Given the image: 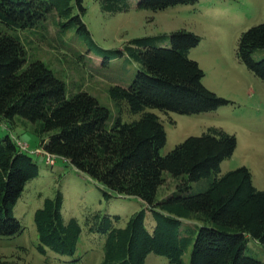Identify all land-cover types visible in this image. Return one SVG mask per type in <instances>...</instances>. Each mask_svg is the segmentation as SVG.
Returning <instances> with one entry per match:
<instances>
[{"label": "trees", "instance_id": "trees-1", "mask_svg": "<svg viewBox=\"0 0 264 264\" xmlns=\"http://www.w3.org/2000/svg\"><path fill=\"white\" fill-rule=\"evenodd\" d=\"M198 1L99 0L112 14L129 11L134 3L160 11ZM51 12L67 19L59 21L63 26L78 24L92 48L107 51L97 46L83 20L84 0H0V121L12 124L19 117L35 123L45 153L104 186L107 197L144 202L124 227L117 225L119 215L89 214L87 230L105 237L101 264H147L150 253L166 257L169 264H264L247 254L250 238L264 245V190L255 187L247 166L221 173V163L237 147L236 136L212 126L161 153L167 132L150 109L197 114L230 103L203 83L204 70L189 57L201 37L179 29L136 37L111 50L113 58L135 63L137 72L129 84L110 86L118 109L110 123L107 106L87 91L68 95L65 81L45 62L28 61L21 37L12 33L35 27ZM258 50H264V19L241 34L237 49L240 61L264 80V58L254 59ZM124 111L139 116L126 121ZM17 140L10 133L0 138V237L23 232L14 209L26 184L40 174L33 153L22 150ZM166 174L175 190L158 198ZM202 180L205 189L195 192L192 184ZM63 205L59 192L35 211L38 250L44 255L53 251L74 257L77 252L82 225L76 218L66 220ZM149 214L153 224L148 226Z\"/></svg>", "mask_w": 264, "mask_h": 264}, {"label": "rangeland", "instance_id": "rangeland-1", "mask_svg": "<svg viewBox=\"0 0 264 264\" xmlns=\"http://www.w3.org/2000/svg\"><path fill=\"white\" fill-rule=\"evenodd\" d=\"M86 13L83 20L97 46L88 44L86 34L79 32L78 24L61 25L56 13L47 14L35 27L17 33L24 45L28 61L41 60L63 79L67 94L87 91L111 111L110 123L118 109L109 95L113 84L127 85L136 74V64L125 57L113 58L111 50L124 48L131 39L142 36L170 34L187 29L198 34L201 41L192 48L189 57L196 60L205 72L203 83L230 103L217 109L197 114L165 113L150 109L161 117L167 132V154L187 137L201 135L209 127L222 128L234 134L237 147L233 155L221 163V173L247 166L256 188L264 190V80L257 77L240 61L237 55L241 34L264 19V0H199L194 4L176 5L165 10L139 9L134 3L126 12L112 14L102 9L99 0H84ZM77 9L74 11L75 15ZM60 21V22H59ZM0 27L3 26L0 24ZM110 58V60L108 59ZM264 58V50L254 53V59ZM135 67V68H134ZM139 115L123 112L127 121ZM10 127H9V125ZM10 133L33 153L40 174L30 180L14 209L24 226L22 233L13 237H0V264H101L105 237L90 233L86 220L89 214L100 212L119 215V227L144 207L135 197H121L61 158L54 165L46 163L40 148V137L35 123L17 117L14 123L0 121V138ZM167 184L160 189L158 198L175 190V181L169 174ZM206 181L192 184L202 191ZM64 198L63 214L66 220L76 218L82 225L78 249L74 257L38 250V232L34 221L35 211L48 197L58 193ZM153 224L151 214L147 225ZM191 248L184 254L189 263ZM247 254L264 261V245L249 239ZM78 259V261H73ZM147 264H169L166 257L150 253Z\"/></svg>", "mask_w": 264, "mask_h": 264}, {"label": "built area", "instance_id": "built-area-1", "mask_svg": "<svg viewBox=\"0 0 264 264\" xmlns=\"http://www.w3.org/2000/svg\"><path fill=\"white\" fill-rule=\"evenodd\" d=\"M18 145L20 146V148H21L22 150H25V151H28V152H30V153H33L31 150H29V149L27 148V146H25V144L23 145V143H21L20 141H18ZM43 152H44V151H43ZM44 153H45V152H44ZM33 154H35V153H33ZM45 155L47 156V157H46V163H47L48 165H54L55 162H56L57 157H55V156H53V155H51V154H47V153H45Z\"/></svg>", "mask_w": 264, "mask_h": 264}, {"label": "crops", "instance_id": "crops-1", "mask_svg": "<svg viewBox=\"0 0 264 264\" xmlns=\"http://www.w3.org/2000/svg\"><path fill=\"white\" fill-rule=\"evenodd\" d=\"M13 137L15 138V136L13 135Z\"/></svg>", "mask_w": 264, "mask_h": 264}]
</instances>
